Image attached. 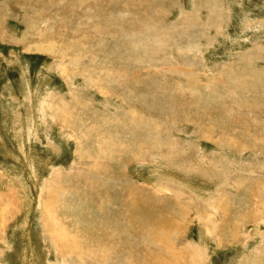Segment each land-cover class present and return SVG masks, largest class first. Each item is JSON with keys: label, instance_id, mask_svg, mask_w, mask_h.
<instances>
[{"label": "rangeland", "instance_id": "rangeland-1", "mask_svg": "<svg viewBox=\"0 0 264 264\" xmlns=\"http://www.w3.org/2000/svg\"><path fill=\"white\" fill-rule=\"evenodd\" d=\"M0 264H264V0H0Z\"/></svg>", "mask_w": 264, "mask_h": 264}]
</instances>
